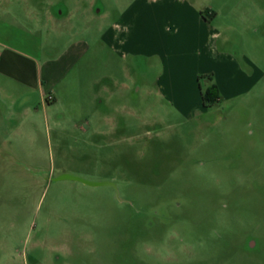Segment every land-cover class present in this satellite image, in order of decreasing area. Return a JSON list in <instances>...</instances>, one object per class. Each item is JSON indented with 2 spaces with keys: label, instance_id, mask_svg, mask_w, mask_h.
I'll return each instance as SVG.
<instances>
[{
  "label": "rangeland",
  "instance_id": "obj_1",
  "mask_svg": "<svg viewBox=\"0 0 264 264\" xmlns=\"http://www.w3.org/2000/svg\"><path fill=\"white\" fill-rule=\"evenodd\" d=\"M157 7L216 12L253 85L205 108L208 79L164 78L135 25ZM0 20L66 72L44 108L0 101V264H264V0H0Z\"/></svg>",
  "mask_w": 264,
  "mask_h": 264
},
{
  "label": "crops",
  "instance_id": "obj_2",
  "mask_svg": "<svg viewBox=\"0 0 264 264\" xmlns=\"http://www.w3.org/2000/svg\"><path fill=\"white\" fill-rule=\"evenodd\" d=\"M157 9L158 15L161 11L167 12L168 22L158 21L156 28L147 24L144 27V20L141 19L140 25H135L140 30L146 28L147 32L151 31L152 37L155 36L164 78L184 77L188 79V87L180 90L193 91L191 80L202 77L215 83L219 94L232 92L242 85H247V89L253 85L256 81L255 66L246 60L247 70H243L237 57L240 54V58L244 59V56L241 52H231L227 46L223 31L214 22L216 12L202 14L187 8ZM3 24L7 25V22ZM39 46L36 51L28 50L0 38L1 102L7 99L13 106L22 103L21 108L27 110L37 104L44 108L46 103L55 101L58 92L52 87H56L62 73L66 75V72L59 69L57 61L42 59L38 55ZM75 56L78 57L77 53ZM167 88L171 90L169 83Z\"/></svg>",
  "mask_w": 264,
  "mask_h": 264
},
{
  "label": "trees",
  "instance_id": "obj_3",
  "mask_svg": "<svg viewBox=\"0 0 264 264\" xmlns=\"http://www.w3.org/2000/svg\"><path fill=\"white\" fill-rule=\"evenodd\" d=\"M201 97L205 108H209L216 102H219L220 94L217 85L211 83L204 92H201Z\"/></svg>",
  "mask_w": 264,
  "mask_h": 264
},
{
  "label": "water",
  "instance_id": "obj_4",
  "mask_svg": "<svg viewBox=\"0 0 264 264\" xmlns=\"http://www.w3.org/2000/svg\"><path fill=\"white\" fill-rule=\"evenodd\" d=\"M55 179H57V180H60V179L79 180V181H82V182L87 183V184H90V185L111 184L110 182H90V181H86V180H83V179L78 178L76 176L69 175V174H61V175H58Z\"/></svg>",
  "mask_w": 264,
  "mask_h": 264
},
{
  "label": "flooded vegetation",
  "instance_id": "obj_5",
  "mask_svg": "<svg viewBox=\"0 0 264 264\" xmlns=\"http://www.w3.org/2000/svg\"><path fill=\"white\" fill-rule=\"evenodd\" d=\"M210 108V107H209Z\"/></svg>",
  "mask_w": 264,
  "mask_h": 264
}]
</instances>
